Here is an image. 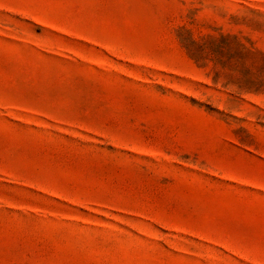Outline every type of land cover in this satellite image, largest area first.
<instances>
[{"label": "rangeland", "instance_id": "1", "mask_svg": "<svg viewBox=\"0 0 264 264\" xmlns=\"http://www.w3.org/2000/svg\"><path fill=\"white\" fill-rule=\"evenodd\" d=\"M0 264H264V0H0Z\"/></svg>", "mask_w": 264, "mask_h": 264}]
</instances>
